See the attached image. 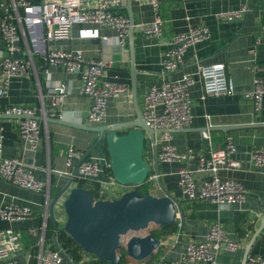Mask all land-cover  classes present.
<instances>
[{
    "label": "crops",
    "instance_id": "obj_1",
    "mask_svg": "<svg viewBox=\"0 0 264 264\" xmlns=\"http://www.w3.org/2000/svg\"><path fill=\"white\" fill-rule=\"evenodd\" d=\"M40 3L41 0H29ZM242 0H160V13L163 18V32L159 37H148L139 29L129 31L124 45L114 44L117 32L110 28H99L101 38H80V27H95L96 25L75 24L72 37L68 40L49 41L47 45L57 48H76L82 50L87 58L100 59L107 64L103 73L107 78L114 75L117 80L127 86V91L117 99L107 102L106 116L100 123L86 121V113L90 106V98L79 94V80L76 74H66L60 66L47 64L45 55H35V65L40 81L44 85L49 79L66 80L72 83V92L66 95L60 106L62 119H47L46 127L42 124L40 136L35 150H30L17 131L18 118L5 116L2 111L5 106L18 105L31 107L39 104L36 96L35 82L23 78L11 79L7 95L0 98V131L3 157H20L23 161L33 164L34 175L44 179L46 171L50 175V198L71 178L59 174L66 168L65 155L68 146L73 147L83 155L95 141L98 133L92 127L102 124L122 123L135 120L144 109L145 92L149 85L159 84L165 79L176 80L184 73L193 72L197 64L224 63L234 84V91L229 95H208L201 99L202 89L199 81L190 86L192 98V121L182 129L171 131V143L178 150L191 149L195 158L189 162H159V175L162 186L180 201L184 213V223L179 236V218L177 228L170 233H160L157 237L164 243L159 247L150 262L140 264H155L161 257L166 260L179 257L188 241L202 239L213 222L220 223L229 233L231 239L239 246L234 251L219 250L216 264H243L247 254L264 256V174L255 172L250 163L249 153L253 147H264V125L247 127L255 123L264 124V94L259 109L255 110L243 94L250 90L254 78L264 79V0H250L247 10L238 21L219 19L222 12L237 10L242 6ZM117 12L127 17L132 23H145L153 19L150 6L139 4L135 0H121ZM204 25L208 27L209 38L195 43L187 48L183 55V63L176 70L163 72L160 65L162 53L168 48L175 33L183 32L190 26ZM0 50L2 51L1 43ZM253 50V51H252ZM13 57L21 56L14 52ZM127 128L119 129V132ZM203 132L209 134L208 138ZM231 135L237 151L230 156L237 161L235 169H220L217 176L231 179L243 184L248 196L243 203H235L229 207L220 208L210 199L187 200L177 185V171L182 166L196 167L197 158L208 157L210 151H221L225 148V137ZM148 163H152V144L148 141L144 150ZM98 158L109 161L105 143L93 148L86 159ZM78 160L73 161L74 168ZM73 168V170H74ZM154 173V172H151ZM106 170L105 175H110ZM207 174L196 173L197 180ZM81 185L85 189H93L98 197L111 198L103 188L106 182L95 181L82 177H74L71 187ZM157 183V182H156ZM113 186V185H111ZM154 193L161 195L159 187ZM113 198V197H112ZM41 194L16 187L0 178V204L13 202L29 207L33 214L21 220L6 222L0 220V228L11 226L21 235L22 248L16 252L12 260L15 264H35L34 254L41 235L43 223L45 248H61L58 221L49 218L48 207H45ZM55 220V219H54ZM35 229V234L29 232ZM161 227L155 229L160 232ZM54 234V240L52 236ZM125 257L126 264L133 260ZM127 257V258H126ZM85 263H96L93 256L83 251L80 259ZM131 262V263H130ZM68 264V263H65Z\"/></svg>",
    "mask_w": 264,
    "mask_h": 264
},
{
    "label": "built area",
    "instance_id": "obj_2",
    "mask_svg": "<svg viewBox=\"0 0 264 264\" xmlns=\"http://www.w3.org/2000/svg\"><path fill=\"white\" fill-rule=\"evenodd\" d=\"M139 4L148 5L153 11V19L145 23H132L127 17L117 12L121 0H41L33 4L29 0H0V98L7 95L11 79L23 78L35 82L36 96L39 104L31 107L18 105L5 106L2 113L18 116L17 131L30 150H35L42 135V124L46 127L48 118L62 119L60 106L66 95L72 92V83L66 80H48L44 85L40 81L35 55L47 54V64L60 66L66 74H76L79 80L78 92L90 98V106L86 113V121L100 123L106 116L107 102L117 99L127 91V86L117 80L104 76L105 61L87 58L80 49H63L47 45L49 41L68 40L72 37L75 24L96 25L95 27H80L78 37L101 38L99 28L114 29L117 34L114 44L124 45L128 33L133 28L139 29L148 37H159L163 32V18L160 13V0H135ZM242 6L237 10L222 12L217 15L226 21H238L247 10L250 0H242ZM210 32L204 25L190 26L187 30L175 33L168 48L162 53L160 65L163 72L176 70L183 63V55L188 47L209 38ZM262 38L258 37L256 43ZM253 51V50H252ZM21 56L13 57L12 54ZM200 82L201 99L208 95H229L234 91L232 78L224 63L197 64L193 72L184 73L179 79H165L159 84H151L145 92L142 117L154 131V145L157 148V158L162 162H189L195 158L191 149L180 151L171 143L174 129L186 128L192 121V98L190 86ZM264 94V79L254 78L250 90L243 94L244 99L251 102L255 110L259 109ZM1 130V129H0ZM205 138L209 137L203 132ZM2 139L0 131V178L16 187L41 194L47 208L50 200V175L46 171L44 179L34 175L35 166L26 163L20 157L2 156ZM152 144V143H151ZM237 151L231 135L225 137V148L210 151L208 157L199 156L194 169L182 166L177 171V185L187 200L210 199L220 208L229 207L235 203H243L248 191L246 187L231 179H220L217 172L220 169H235L237 161L230 156ZM81 153L68 146L65 155L66 168L57 171L68 177H82L95 181L108 178L110 185L116 181L110 175H105L109 163L105 159H84L77 166L78 175L73 174V161L81 158ZM252 169L264 174V147H253L249 153ZM196 173H206L197 180ZM157 175L150 173L147 186L150 191L157 187ZM119 185V184H118ZM122 186V185H121ZM125 191L134 186H123ZM129 187V189H127ZM32 210L13 202L0 204V220L6 222L21 221L31 217ZM41 235L34 254L35 264H88L83 260L65 258L62 248H45L43 223ZM29 232L35 234L34 228ZM161 239L160 246L164 243ZM239 243L230 238L228 231L218 222L210 224L202 239L188 241L179 257L170 260L161 257L155 264H216L219 250L234 251ZM22 248L20 232L11 226L0 228V264H15L13 255ZM67 255V254H66ZM96 263L108 264L94 257ZM243 264H264V256L247 254Z\"/></svg>",
    "mask_w": 264,
    "mask_h": 264
},
{
    "label": "water",
    "instance_id": "obj_3",
    "mask_svg": "<svg viewBox=\"0 0 264 264\" xmlns=\"http://www.w3.org/2000/svg\"><path fill=\"white\" fill-rule=\"evenodd\" d=\"M47 56L45 54L46 61ZM260 125L264 124L246 126L252 128ZM122 128L127 130L121 133L119 129ZM92 129L98 135L78 160L73 174L78 175L77 166L93 148L104 142L109 156L111 177L119 185L134 187L118 197L95 198L82 187H71L72 177L50 198L49 218L55 225L54 206L59 202L66 215L62 230L85 253L108 264H120L123 255L134 261L151 258L159 249L161 240L155 237L154 230L150 227L170 226L179 218L181 236L184 223L180 201L162 186L160 180L157 148L154 145L155 134L159 131L150 128L141 114L133 121L102 124ZM148 141L152 143L151 164L144 156ZM151 172L157 175L156 182L162 191L161 195L150 190L140 191ZM101 179L106 183L109 180L106 177ZM52 239L54 240V234ZM65 258L70 260L66 254Z\"/></svg>",
    "mask_w": 264,
    "mask_h": 264
},
{
    "label": "trees",
    "instance_id": "obj_4",
    "mask_svg": "<svg viewBox=\"0 0 264 264\" xmlns=\"http://www.w3.org/2000/svg\"><path fill=\"white\" fill-rule=\"evenodd\" d=\"M145 147H146V144H145ZM107 171L110 173L109 168L107 169ZM83 183H84V181L80 180L78 182V187H81V185ZM145 185L147 186V184H145ZM145 185H143V186H145ZM88 191L91 194H93L94 197H98V195L96 194V192L93 189H88ZM141 192H143V191H141ZM176 228H177V223H173L170 226H162L160 232L154 231V235H155V237H157L160 233H163V234L164 233H170V232L174 231ZM59 232H60V238H59L60 239V246L62 249L65 250V253L67 254V256L70 257L72 260L80 259L81 254H83V250L63 230H59ZM91 256H93V255H91ZM153 258H154V256L151 258H147V259H145L144 262H150ZM120 264H126L125 259H124V255L122 257V260L120 261Z\"/></svg>",
    "mask_w": 264,
    "mask_h": 264
},
{
    "label": "rangeland",
    "instance_id": "obj_5",
    "mask_svg": "<svg viewBox=\"0 0 264 264\" xmlns=\"http://www.w3.org/2000/svg\"><path fill=\"white\" fill-rule=\"evenodd\" d=\"M103 188L106 190V192H108L107 195L108 196H112L113 198L114 197H118L119 195H121L123 192H125V189H126L125 187H123L121 185H118V184L113 185V186L108 185V184H104ZM127 189H129V187ZM147 189H148V186L145 185V186H142L140 188V191H143L144 192ZM54 219H55V221H58L59 228H62V226H63V224H64V222L66 220V215H65V212L63 210V207L61 206V204L59 202H57L55 204V206H54ZM150 228L153 229V230H155L158 227L152 226ZM124 259H125V257H124ZM127 259H131V258H127ZM131 260H133V259H131ZM144 261L145 260H142V261H134L133 260V264H140V263H142Z\"/></svg>",
    "mask_w": 264,
    "mask_h": 264
}]
</instances>
